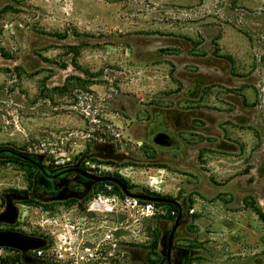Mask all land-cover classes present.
Masks as SVG:
<instances>
[{"label": "rangeland", "instance_id": "obj_1", "mask_svg": "<svg viewBox=\"0 0 264 264\" xmlns=\"http://www.w3.org/2000/svg\"><path fill=\"white\" fill-rule=\"evenodd\" d=\"M4 147L123 179L182 214L171 233L166 205L134 197L132 208L122 189L92 183L85 199L16 203L0 232L43 244L0 246V264H152L155 234L153 264H166L168 243L189 249L186 264L224 259L235 236L261 255L264 0H0ZM25 168L0 160V198L27 187ZM99 194L107 201L93 209Z\"/></svg>", "mask_w": 264, "mask_h": 264}, {"label": "trees", "instance_id": "obj_2", "mask_svg": "<svg viewBox=\"0 0 264 264\" xmlns=\"http://www.w3.org/2000/svg\"><path fill=\"white\" fill-rule=\"evenodd\" d=\"M0 160L6 163L20 161V163L26 167L24 177L27 181V187L25 189H8L3 195H1L0 200L4 208L0 211V225L11 226L16 223V203H21L27 206H40L42 201L63 199L72 200L73 202L78 198L85 199L88 198V195L84 193L88 190L91 183L104 190H106V186L111 185L112 191L116 193H120L122 185L128 189V186L123 179L114 177V179H118L120 183L110 180L97 182L94 181L93 177L95 176L92 175L78 178V180L82 182L84 189H75L73 188L75 186L72 183H69V171L67 170V167L44 165L41 155L35 153H20L13 148H0ZM41 195H45L46 199H42ZM151 195L170 200L168 202H154L156 205L167 206V219L174 218V220H176L179 215L181 216V206L176 203L174 199L156 194ZM190 217L196 218V214H191ZM30 238L37 242L36 247L43 244L42 239L34 237ZM160 241L158 234L153 235V240L149 248L152 250L151 254L156 257L157 261H151L149 258H146V260L150 261L152 264L159 262L160 259H162V253L156 251ZM171 252H173L174 264H186V262H184L185 258L190 253L187 247H176L173 248Z\"/></svg>", "mask_w": 264, "mask_h": 264}, {"label": "crops", "instance_id": "obj_3", "mask_svg": "<svg viewBox=\"0 0 264 264\" xmlns=\"http://www.w3.org/2000/svg\"><path fill=\"white\" fill-rule=\"evenodd\" d=\"M199 232L201 231L200 227ZM231 241L224 242L226 250H234L236 253L232 256H227L222 258H210L204 260L203 264H264V237L261 238V255L250 257L248 255V250L246 247V242L244 238L240 236H235L230 238ZM254 244V243H253ZM243 245V246H242ZM223 246V245H222Z\"/></svg>", "mask_w": 264, "mask_h": 264}, {"label": "water", "instance_id": "obj_4", "mask_svg": "<svg viewBox=\"0 0 264 264\" xmlns=\"http://www.w3.org/2000/svg\"><path fill=\"white\" fill-rule=\"evenodd\" d=\"M96 181H103V180H110L114 179L112 176H102V177H95L94 178ZM115 182L120 183L118 179H115ZM122 191L130 197H135V198H144L150 201H164L168 202L170 200L165 199V198H159V197H154V196H142L139 194H133L127 191V189L122 185ZM178 223V218L176 219L171 233L175 230L176 226ZM0 246H5V247H12V248H17V249H27V248H35L37 246V242L26 236L18 235L15 233H3L0 232Z\"/></svg>", "mask_w": 264, "mask_h": 264}, {"label": "flooded vegetation", "instance_id": "obj_5", "mask_svg": "<svg viewBox=\"0 0 264 264\" xmlns=\"http://www.w3.org/2000/svg\"><path fill=\"white\" fill-rule=\"evenodd\" d=\"M170 138H168L166 135L164 134H156L153 138V140L161 145H167L170 140ZM67 170L70 172V173H75L77 179L80 178V177H86L88 176L87 173L80 169L78 167V165H72L71 167H67ZM114 178V177H113ZM110 181H115V179H110ZM168 250H167V254H166V257H165V260H166V264H174L173 262V252H171L173 250V248L171 247V245L168 243Z\"/></svg>", "mask_w": 264, "mask_h": 264}, {"label": "built area", "instance_id": "obj_6", "mask_svg": "<svg viewBox=\"0 0 264 264\" xmlns=\"http://www.w3.org/2000/svg\"><path fill=\"white\" fill-rule=\"evenodd\" d=\"M106 201H107V198H105L103 195L99 194L95 199H93L91 201V203H92L91 208L99 210L102 207L103 203L106 202ZM126 204L130 205L132 208L133 207H138L137 201H136L135 198L128 199L126 201ZM144 209H145L146 212L149 213L152 210V206L150 204H147V205L144 206Z\"/></svg>", "mask_w": 264, "mask_h": 264}]
</instances>
